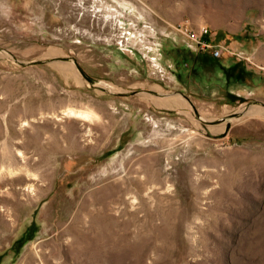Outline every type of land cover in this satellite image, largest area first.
Wrapping results in <instances>:
<instances>
[{
    "label": "rangeland",
    "instance_id": "rangeland-1",
    "mask_svg": "<svg viewBox=\"0 0 264 264\" xmlns=\"http://www.w3.org/2000/svg\"><path fill=\"white\" fill-rule=\"evenodd\" d=\"M0 221V264H264V0H0Z\"/></svg>",
    "mask_w": 264,
    "mask_h": 264
},
{
    "label": "built area",
    "instance_id": "built-area-1",
    "mask_svg": "<svg viewBox=\"0 0 264 264\" xmlns=\"http://www.w3.org/2000/svg\"><path fill=\"white\" fill-rule=\"evenodd\" d=\"M175 27L181 31L188 39L193 41L197 48L202 50L211 47V54L213 57L221 55L222 47L219 45H211L207 36L210 34V27L207 24H200L196 28H191L187 23H178Z\"/></svg>",
    "mask_w": 264,
    "mask_h": 264
},
{
    "label": "bare ground",
    "instance_id": "bare-ground-1",
    "mask_svg": "<svg viewBox=\"0 0 264 264\" xmlns=\"http://www.w3.org/2000/svg\"><path fill=\"white\" fill-rule=\"evenodd\" d=\"M177 96V95H176ZM252 108H255V107H251L249 108V110H251ZM64 114H67V115H71V114H74V115H78V116H82V117H89L90 116V113L87 112V111H75V110H72V109H66L64 112ZM73 115V116H74ZM0 223L2 224V222L0 221Z\"/></svg>",
    "mask_w": 264,
    "mask_h": 264
},
{
    "label": "trees",
    "instance_id": "trees-1",
    "mask_svg": "<svg viewBox=\"0 0 264 264\" xmlns=\"http://www.w3.org/2000/svg\"><path fill=\"white\" fill-rule=\"evenodd\" d=\"M225 72H227L228 74L231 73V70L226 68V70H224Z\"/></svg>",
    "mask_w": 264,
    "mask_h": 264
},
{
    "label": "water",
    "instance_id": "water-1",
    "mask_svg": "<svg viewBox=\"0 0 264 264\" xmlns=\"http://www.w3.org/2000/svg\"><path fill=\"white\" fill-rule=\"evenodd\" d=\"M89 79V78H88ZM98 81H100V79H97Z\"/></svg>",
    "mask_w": 264,
    "mask_h": 264
}]
</instances>
